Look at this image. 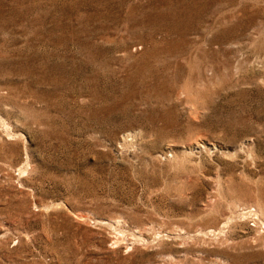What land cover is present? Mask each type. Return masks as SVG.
<instances>
[{
  "label": "rangeland",
  "instance_id": "rangeland-1",
  "mask_svg": "<svg viewBox=\"0 0 264 264\" xmlns=\"http://www.w3.org/2000/svg\"><path fill=\"white\" fill-rule=\"evenodd\" d=\"M0 264H264V0H0Z\"/></svg>",
  "mask_w": 264,
  "mask_h": 264
}]
</instances>
